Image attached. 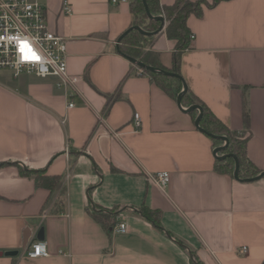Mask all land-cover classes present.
Here are the masks:
<instances>
[{"label": "crops", "instance_id": "obj_1", "mask_svg": "<svg viewBox=\"0 0 264 264\" xmlns=\"http://www.w3.org/2000/svg\"><path fill=\"white\" fill-rule=\"evenodd\" d=\"M39 1L49 28L67 38L68 72L79 81L73 88L0 71V264H193L194 256L264 264V176L217 171L225 153L215 150L226 141L215 146L196 127L199 109L181 108L120 52L138 26L132 0H69L71 14L64 0ZM187 24L195 38L181 55L183 89L250 134L248 157L264 173V0H224ZM164 26L145 48L171 69L175 41ZM22 169L60 181L51 190ZM159 171L170 173L164 190L150 178ZM145 206L160 211L159 226L141 213ZM111 210L110 227L93 214ZM120 222L125 233L113 230ZM38 240L50 255L25 256Z\"/></svg>", "mask_w": 264, "mask_h": 264}, {"label": "trees", "instance_id": "obj_2", "mask_svg": "<svg viewBox=\"0 0 264 264\" xmlns=\"http://www.w3.org/2000/svg\"><path fill=\"white\" fill-rule=\"evenodd\" d=\"M224 0H175L172 4H162L160 0H147V4L151 14L154 17H163L165 22V32L169 39L175 41V51L173 53V66L171 69H167L159 59L158 53L152 50H146L148 37H154L156 34L162 31V21L155 18H150L147 14L146 7L143 0H132L131 10L135 15V24L142 26L143 30L147 33H143L136 28L131 29L121 40L119 50L127 57L135 58L142 61L146 65L153 66L155 68L174 72L179 74L181 55L183 51L190 49L191 43V30L187 24V20L190 15H201L205 6L213 7ZM142 72H146L151 75L166 91L170 92L174 96H179L183 90V80L165 75L160 72L147 71L139 67ZM172 82H176L175 86ZM174 87V88H173ZM182 103L189 105H200L203 108V115L200 121L201 127L207 132L224 136L227 138L228 143L226 149L223 151L226 154L235 155L239 161V176L242 179H248L260 175L262 172L257 166L249 159L247 154V143L250 134H245L237 130H231L225 123L218 119L199 98L193 95L187 90L183 97ZM110 107V103L107 105L106 111ZM244 120L248 127L249 113L246 107L244 108ZM208 134V133H207ZM209 135V134H208ZM210 136V135H209ZM211 137V136H210ZM215 146L222 139H216L211 137ZM215 167L217 171L230 173L234 175L236 161L232 156H226L222 159L216 157ZM22 172L27 175L35 176L39 185L45 186L49 189H54L59 181L60 176H50L42 174L41 171L25 170ZM141 213L153 221L159 226L160 211L152 210L148 207H143ZM94 216L102 221L107 227L115 224V210H111L110 217L108 214L102 212H94ZM112 218V219H111ZM193 264H204L198 257H193Z\"/></svg>", "mask_w": 264, "mask_h": 264}, {"label": "built area", "instance_id": "obj_3", "mask_svg": "<svg viewBox=\"0 0 264 264\" xmlns=\"http://www.w3.org/2000/svg\"><path fill=\"white\" fill-rule=\"evenodd\" d=\"M128 0H111L112 3ZM62 11L73 12L69 0H64ZM195 36L191 35V39ZM68 40L61 34L51 30L45 16V6L39 0H0V71L12 70L15 77L29 73L38 77H57L59 86L75 88L78 77L68 72L67 63ZM74 106L73 102L69 103ZM134 124L141 125V116L134 114ZM153 182L162 190L170 181L168 171H159L150 175ZM114 232L125 233L127 225L120 222L113 228ZM1 251V247H0ZM240 252H248L243 246ZM46 241L32 242L26 250L29 258L49 256Z\"/></svg>", "mask_w": 264, "mask_h": 264}, {"label": "water", "instance_id": "obj_4", "mask_svg": "<svg viewBox=\"0 0 264 264\" xmlns=\"http://www.w3.org/2000/svg\"><path fill=\"white\" fill-rule=\"evenodd\" d=\"M143 3H144V5H145V7H146V11H147L148 16H149L150 18H155V19H159V20H161V21H162V25L164 26V24H165V20H164V18H163V17H154V16L151 14L150 10H149L148 4H147V0H143ZM163 26H162V29H163ZM135 28L138 29L139 31L143 32V33H147V32H145L140 26H136ZM125 35H126V34H125ZM123 37H124V36H123ZM129 59H130L134 64H136L137 66H139V67H141V68H143V69H145V70H147V71L160 72V73H163V74H165V75L174 76V77H177V78H179V79L182 80L181 76H180L179 74H177V73L169 72V71H166V70H161V69L155 68V67H153V66L146 65V64L143 63L142 61L137 60V59H135V58H131V57H130ZM186 91H187V86H186V84L184 83V89L182 90V92H181V93L179 94V96H178V104H179V106H180L181 108H183V107H182V97H183V95H184V93H185ZM195 109H199V110H200V114H199V116H198V118L196 119V122H195L196 127H197L199 130H201V131H203V132H205V133H208V134H209L211 137H213V138H216V139H222V140H225V141H226L225 146L217 147L216 150H215V153H217V152H219V151H222V150H225V149H226V145H227V143H228L227 138L224 137V136H218V135H215V134L209 133V132H207L203 127H201L200 121H201V119H202V115H203V108H202L200 105H197V104L192 105V106L189 108L190 111H191V110H195ZM187 110H188V109H187ZM226 156H232V157L235 158V161H236V167H235V171H234V176H235L236 179H240V176H239V161H238V158H237L235 155H232V154H226V155H224V156H217V157L220 158V159H222V158H224V157H226ZM262 176H264V173H261L260 175H258V176H256V177H252V178H248V179H244V180H246V181H254V180H257V179L261 178ZM41 238H43V236H41Z\"/></svg>", "mask_w": 264, "mask_h": 264}, {"label": "rangeland", "instance_id": "obj_5", "mask_svg": "<svg viewBox=\"0 0 264 264\" xmlns=\"http://www.w3.org/2000/svg\"><path fill=\"white\" fill-rule=\"evenodd\" d=\"M174 88V87H173Z\"/></svg>", "mask_w": 264, "mask_h": 264}]
</instances>
